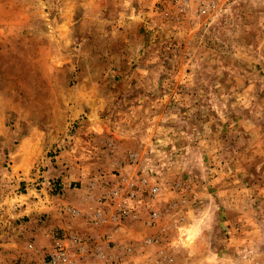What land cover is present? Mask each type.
I'll return each instance as SVG.
<instances>
[{
	"label": "rangeland",
	"instance_id": "374dc122",
	"mask_svg": "<svg viewBox=\"0 0 264 264\" xmlns=\"http://www.w3.org/2000/svg\"><path fill=\"white\" fill-rule=\"evenodd\" d=\"M99 210L128 264H264V0H0V263Z\"/></svg>",
	"mask_w": 264,
	"mask_h": 264
},
{
	"label": "built area",
	"instance_id": "2783aa9c",
	"mask_svg": "<svg viewBox=\"0 0 264 264\" xmlns=\"http://www.w3.org/2000/svg\"><path fill=\"white\" fill-rule=\"evenodd\" d=\"M223 0H168L171 9L192 20L211 19L218 14ZM77 214V211L71 212ZM105 211L94 214L93 223L107 222ZM148 242H152L148 240ZM131 248L111 236H79L76 234L56 238L39 264H128Z\"/></svg>",
	"mask_w": 264,
	"mask_h": 264
},
{
	"label": "crops",
	"instance_id": "0c3cea01",
	"mask_svg": "<svg viewBox=\"0 0 264 264\" xmlns=\"http://www.w3.org/2000/svg\"><path fill=\"white\" fill-rule=\"evenodd\" d=\"M31 215H32V213H31ZM72 216H74L75 217V219H82L81 218V215H80V213L79 212H77V214H75V215H73L72 214ZM86 220V219H85ZM82 221V220H81ZM85 226H86V224H84ZM88 225V224H87ZM90 225L92 226V227H90V228H85V229H80V232L81 233H84V235L85 236H91V237H99V236H101V235H103V233L104 232H102L101 233V231L99 230V229H95L96 227H99V228H101V227H104L106 224H102V225H99V226H96L94 223H90ZM71 227V226H70ZM35 230V232L36 233H38V231H36V229H34ZM34 230H33V228H30V230L29 231H27V232H29V234H31V235H34L35 234V232H34ZM108 230V229H107ZM108 234H111L112 236H120L119 234H120V229L119 228H116V229H112V230H109L108 231ZM83 235V234H82ZM11 242V243H10ZM14 244H16V242L15 241H11V240H9L8 239V242H7V244H6V242L4 241L3 243H0V246H3V245H10L11 247H13L14 246ZM25 248H33V244H28V245H26V247ZM29 249H28V251H29ZM37 249V248H36ZM27 250V249H26ZM34 250H35V248H34ZM10 254H12L13 256V258H15V257H17V255H19L20 254V252H18V250H16V246L14 247V248H12V250H11V252H10ZM0 256H1V254H0ZM42 260V259H41ZM40 260V261H41ZM40 261L37 263V264H39L40 263ZM1 264V263H0ZM8 264H12V260L11 259H9L8 258Z\"/></svg>",
	"mask_w": 264,
	"mask_h": 264
}]
</instances>
